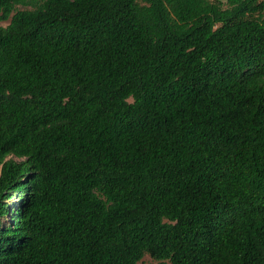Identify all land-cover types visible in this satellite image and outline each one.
Listing matches in <instances>:
<instances>
[{
	"label": "trees",
	"instance_id": "obj_1",
	"mask_svg": "<svg viewBox=\"0 0 264 264\" xmlns=\"http://www.w3.org/2000/svg\"><path fill=\"white\" fill-rule=\"evenodd\" d=\"M0 20V264H264V0Z\"/></svg>",
	"mask_w": 264,
	"mask_h": 264
},
{
	"label": "rangeland",
	"instance_id": "obj_2",
	"mask_svg": "<svg viewBox=\"0 0 264 264\" xmlns=\"http://www.w3.org/2000/svg\"><path fill=\"white\" fill-rule=\"evenodd\" d=\"M25 7L16 6V10H23ZM9 21L0 20V27L7 26ZM137 264H158L154 259H152L149 255H144L142 259Z\"/></svg>",
	"mask_w": 264,
	"mask_h": 264
}]
</instances>
